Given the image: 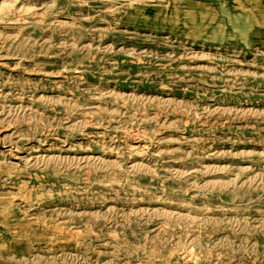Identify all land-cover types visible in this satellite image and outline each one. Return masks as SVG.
<instances>
[{
	"label": "rangeland",
	"instance_id": "374dc122",
	"mask_svg": "<svg viewBox=\"0 0 264 264\" xmlns=\"http://www.w3.org/2000/svg\"><path fill=\"white\" fill-rule=\"evenodd\" d=\"M0 264H264V0H0Z\"/></svg>",
	"mask_w": 264,
	"mask_h": 264
}]
</instances>
